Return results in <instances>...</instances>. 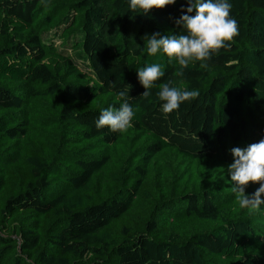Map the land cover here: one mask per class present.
<instances>
[{
  "label": "trees",
  "instance_id": "obj_1",
  "mask_svg": "<svg viewBox=\"0 0 264 264\" xmlns=\"http://www.w3.org/2000/svg\"><path fill=\"white\" fill-rule=\"evenodd\" d=\"M229 2L231 47L179 75L142 37L181 34L185 0H0V264H264V205L241 208L227 169L264 138V0ZM167 81L200 95L165 114ZM129 85L133 126L97 129Z\"/></svg>",
  "mask_w": 264,
  "mask_h": 264
},
{
  "label": "clouds",
  "instance_id": "obj_2",
  "mask_svg": "<svg viewBox=\"0 0 264 264\" xmlns=\"http://www.w3.org/2000/svg\"><path fill=\"white\" fill-rule=\"evenodd\" d=\"M187 7L181 6V15L175 24L182 27L181 34L162 35L160 32L145 34L147 53L155 56L162 52L179 65V75L193 61H199L201 67L207 68L208 61L214 53L222 48H230L234 37L239 35L238 21L231 15L232 5L229 0H185ZM177 0H128V10L147 16L153 9H163L174 5ZM194 13V14H193ZM137 77L144 91L141 99L151 96L157 82L165 76V65L152 63L137 69ZM114 86V85H113ZM131 85L118 93L122 99L119 107H107L101 110L95 126L97 129L107 127L112 132L123 133L133 126L137 108L129 103ZM157 95L162 104V111L170 114L178 110L185 101H191L200 95L196 89L187 90L175 86L172 81L160 84ZM233 162L227 166L233 186L232 193L241 208L258 210L264 205V138L246 147L230 149ZM259 184L251 194L246 192L250 184Z\"/></svg>",
  "mask_w": 264,
  "mask_h": 264
}]
</instances>
